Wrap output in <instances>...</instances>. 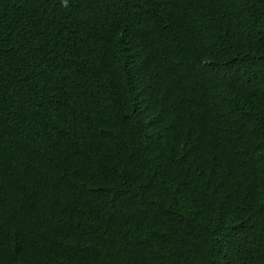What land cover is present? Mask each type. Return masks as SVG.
I'll list each match as a JSON object with an SVG mask.
<instances>
[{"label":"trees","instance_id":"obj_1","mask_svg":"<svg viewBox=\"0 0 264 264\" xmlns=\"http://www.w3.org/2000/svg\"><path fill=\"white\" fill-rule=\"evenodd\" d=\"M0 264H264V0H0Z\"/></svg>","mask_w":264,"mask_h":264}]
</instances>
